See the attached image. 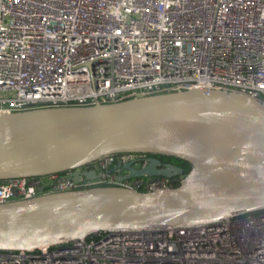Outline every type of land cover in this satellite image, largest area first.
<instances>
[{"label":"built area","instance_id":"2783aa9c","mask_svg":"<svg viewBox=\"0 0 264 264\" xmlns=\"http://www.w3.org/2000/svg\"><path fill=\"white\" fill-rule=\"evenodd\" d=\"M193 89L264 103V0H0V115ZM150 157L104 155L81 169L101 173L96 180H3L0 204L116 185L112 168H144ZM46 179L53 183L42 192ZM183 179L151 178L142 189L169 190ZM0 264H264V209L0 251Z\"/></svg>","mask_w":264,"mask_h":264},{"label":"water","instance_id":"95a60500","mask_svg":"<svg viewBox=\"0 0 264 264\" xmlns=\"http://www.w3.org/2000/svg\"><path fill=\"white\" fill-rule=\"evenodd\" d=\"M119 153L152 157L144 168H112L128 170L116 185L0 204V251H31L97 231L210 224L264 209V103L245 94L178 90L0 115V181L57 174L96 180L101 173L81 169ZM159 156L191 169L186 174ZM181 175L175 188L142 190L147 179Z\"/></svg>","mask_w":264,"mask_h":264},{"label":"trees","instance_id":"16d2710c","mask_svg":"<svg viewBox=\"0 0 264 264\" xmlns=\"http://www.w3.org/2000/svg\"><path fill=\"white\" fill-rule=\"evenodd\" d=\"M160 158L163 159H168V160H172V162L180 167H182L185 170V173L187 174L190 171V163L182 160V159H178V158H173V157H167V156H159ZM143 190V189H142ZM144 191V190H143Z\"/></svg>","mask_w":264,"mask_h":264},{"label":"flooded vegetation","instance_id":"af4514ba","mask_svg":"<svg viewBox=\"0 0 264 264\" xmlns=\"http://www.w3.org/2000/svg\"><path fill=\"white\" fill-rule=\"evenodd\" d=\"M160 158V157H159ZM161 160H165V159H163V158H160ZM168 160V159H167ZM169 161V163H173L172 162V160H168ZM121 175V174H120ZM59 179H65V178H67V175H65V174H60L59 176ZM131 182V181H130ZM45 183H46V185H44V186H42L41 188H40V191H42V190H44V191H46V190H49L50 189V187L52 186V183H53V181L52 180H49V179H46L45 180Z\"/></svg>","mask_w":264,"mask_h":264},{"label":"rangeland","instance_id":"374dc122","mask_svg":"<svg viewBox=\"0 0 264 264\" xmlns=\"http://www.w3.org/2000/svg\"><path fill=\"white\" fill-rule=\"evenodd\" d=\"M120 174H128V170L120 169Z\"/></svg>","mask_w":264,"mask_h":264}]
</instances>
